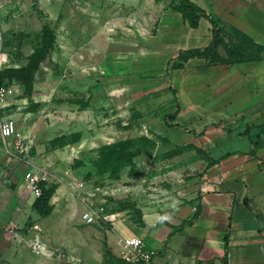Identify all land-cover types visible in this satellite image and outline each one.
Instances as JSON below:
<instances>
[{"label": "rangeland", "instance_id": "rangeland-1", "mask_svg": "<svg viewBox=\"0 0 264 264\" xmlns=\"http://www.w3.org/2000/svg\"><path fill=\"white\" fill-rule=\"evenodd\" d=\"M177 1L0 0V71L25 67L46 33L51 42L31 80L1 82L15 92L0 123L14 118L27 149L0 135V264H131L123 239L107 241L118 222L131 234L143 208L192 203L215 177L238 182L244 198L264 181V48L257 61L178 59L212 35L206 22L189 29L169 7ZM223 6L213 15L225 42L250 45L240 25L264 47V0ZM124 139L128 155L111 153ZM27 172L47 177L50 212L77 203L79 216L90 208L110 219L76 231L42 216ZM146 244L152 264H214L190 262L165 237Z\"/></svg>", "mask_w": 264, "mask_h": 264}, {"label": "crops", "instance_id": "crops-1", "mask_svg": "<svg viewBox=\"0 0 264 264\" xmlns=\"http://www.w3.org/2000/svg\"><path fill=\"white\" fill-rule=\"evenodd\" d=\"M194 1L207 13L213 15L217 9L220 10L224 7L223 4L228 7L230 0ZM236 1L247 3L250 0ZM176 3L169 5L173 11H175L173 6ZM175 13L184 21L179 12L175 11ZM205 22L210 24L207 18L201 17L198 27L193 28L189 25L188 27L200 30L203 25L206 26ZM239 27L240 25L235 28L241 30ZM262 115L264 117V114ZM251 189L252 192L247 193L244 198L241 195L242 191L240 192L238 182L224 177L221 179L215 177L212 183L207 182L201 196L192 203L174 204V202H168L167 208H156L155 212L143 208V216H146L145 223L142 226L132 225L133 232L131 234L117 232L115 225L124 226L123 223H125L118 222L112 231L108 232L107 241L110 245L115 246L114 244L119 238L122 240L139 235L145 246L152 248L146 244V241L148 244L157 245L165 237L168 239V245L175 248L177 254L188 258L190 262L207 260L214 264H223L224 236L227 235V264H264V181L258 182L254 179ZM260 197L263 200H260ZM68 208L70 209L64 207L61 212H56V214H54L55 211L51 212L46 217L58 216L62 222L61 226L77 231L78 225L83 222L81 214L79 216L74 212L80 206L76 203ZM195 213H197V217L191 224H185L179 230L174 231L182 221L190 219ZM121 244H123V240Z\"/></svg>", "mask_w": 264, "mask_h": 264}, {"label": "trees", "instance_id": "trees-1", "mask_svg": "<svg viewBox=\"0 0 264 264\" xmlns=\"http://www.w3.org/2000/svg\"><path fill=\"white\" fill-rule=\"evenodd\" d=\"M173 9L181 14L182 19L188 23L190 27L196 28L199 25V20L201 17H205L211 24V40L204 47H196L183 52L182 56H179L178 59L185 61L188 57H202L206 59L210 64H229V63H238L240 61H257L260 60L259 53L264 48L261 45L252 43L250 37L245 33L240 31L237 28H233L236 33L245 39L251 41L250 45L247 46L250 48L252 45L255 46L253 50L249 49L248 53H245V49L248 47L243 46V44H237V46L228 45L222 35V29L219 26L216 18L211 14L207 13L204 8H202L194 0H178L174 4ZM47 26V25H46ZM44 26L45 29L47 27ZM47 32V30H45ZM44 39L41 42L40 47H38L33 54L30 56L28 64L25 67L18 69H4L0 71V85L5 77H22L24 80L29 81L34 77V71L38 68L41 60L45 57L46 52L51 47V42H49V35L46 33ZM223 46L226 50V57H223L219 53V47ZM181 62H175L174 67H181ZM30 84V82H28ZM131 139H124L115 144V148L111 153H119L121 155H128L125 151V147L130 143ZM41 193L37 196V201L35 202V209L39 211L42 216H47L51 212V207L48 205V199L51 193L50 189L46 188L45 182H40ZM197 217L195 213L190 219L184 220L179 226H177L174 231L179 230L181 226L185 224H191L193 219ZM172 233V232H171ZM170 233V234H171ZM227 243L228 236H224V256L223 264H227ZM133 264V263H131ZM135 264V263H134Z\"/></svg>", "mask_w": 264, "mask_h": 264}, {"label": "built area", "instance_id": "built-area-1", "mask_svg": "<svg viewBox=\"0 0 264 264\" xmlns=\"http://www.w3.org/2000/svg\"><path fill=\"white\" fill-rule=\"evenodd\" d=\"M2 47V36L0 34V49ZM15 89L13 86H3L0 85V103L5 100V97L13 94ZM0 135L6 139H15V146L19 147L20 152H26V134L19 132L14 118H7L0 123ZM24 144V148H23ZM25 179L30 183L32 193L37 197L41 193V188L39 182L47 180L41 172L35 176L32 172H27L25 174ZM111 214L102 215L96 210L86 208L81 212V220L85 224H93L99 221L107 222L110 219ZM107 219V220H106ZM124 246V257L127 261L131 263H141V264H152L153 256L155 254L154 249L145 246L144 242L136 236L123 238Z\"/></svg>", "mask_w": 264, "mask_h": 264}]
</instances>
